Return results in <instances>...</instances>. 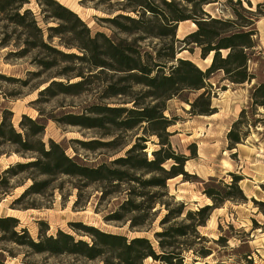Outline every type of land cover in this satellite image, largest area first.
I'll use <instances>...</instances> for the list:
<instances>
[{"label": "trees", "instance_id": "trees-1", "mask_svg": "<svg viewBox=\"0 0 264 264\" xmlns=\"http://www.w3.org/2000/svg\"><path fill=\"white\" fill-rule=\"evenodd\" d=\"M88 1H97L99 7L105 8L108 17L101 20L113 32L110 38L102 33L91 36L78 16L55 0H36L42 8V24L51 20L57 24L55 27L43 29L34 14L25 8L26 0H0V24L17 30L24 38L23 53L35 50L45 54L37 63L43 71H52L60 63L76 62L83 66L66 68L53 75L54 79H64L65 83L51 81L40 93L43 96H77L86 93L90 80L98 75L110 72L121 76L117 85L123 87L117 90L107 87L103 91L104 98H128L125 104H131V108L92 106L87 109V116L68 115L54 120L56 123L86 130L105 124L126 132L141 129L147 137L157 139L158 149L151 152L152 159L148 160L144 145L148 140L138 138L125 151L124 157L89 168L69 159L59 144L43 143L45 126L41 119L22 116L19 132L11 123L12 113L3 110L0 113V156L13 153L31 158L0 174V191L8 190L9 180L30 171L37 176L78 179L85 186L107 185L113 192L120 186H127L126 199L109 221L119 222L126 215H132L128 220L129 230H143L146 222L155 217L153 211L158 205L166 213L159 222L161 231L153 234L156 245L144 237L127 239L80 225L76 232L87 237L89 243L60 230L55 236H46V232L39 230L37 241H34L26 230H18L19 221L13 217H0V241L26 250L21 264H30L26 261L30 255L67 257L78 264H143L148 259L158 264H184V254H191L194 263L205 260L211 251L204 246L207 241L199 235L198 229L205 227L213 211L226 202H247L239 186L242 178L229 174L231 183L227 185L210 179L211 185H205L202 194L211 204L196 211H186L183 204L171 203L167 182L178 177L187 182L189 175L184 166L196 158V153L195 147H192L190 157L175 152L170 142L173 133H168L175 123L163 113L168 101L184 92H193L197 94L194 101H186L189 115L209 117L216 113L211 102L217 95V88L212 83L217 74L222 75V82L232 86L254 80L248 65L255 50V24L264 17V1L252 10L249 0H245L248 8L243 6L244 0H228L232 11L230 19L222 15L223 18H213L204 12V6L217 0H118L113 5L111 0ZM184 22L194 24L196 29L178 40L177 27ZM154 40L160 45L158 49L145 45ZM193 47L198 50L202 61L212 55L204 70L190 60L177 58L183 52L194 54ZM72 50L78 54L71 53ZM71 80L78 81L70 83ZM133 88L142 89L141 103L130 96ZM225 90V87L221 88V91ZM250 99L251 108L264 109V83L255 86ZM245 115L243 110L226 134L228 151L236 149L246 138L241 130L245 126ZM256 122L264 126V119ZM116 140L97 146L110 149ZM82 145L87 150L95 148V143ZM4 148L13 150L4 152ZM167 163H171L168 169L165 168ZM48 185V181L32 183L12 204H18L25 195L42 194ZM261 189L264 192V184ZM2 196L5 197L6 193ZM252 202L264 207L262 203ZM40 226L47 231L46 224ZM216 243L222 244L224 239L219 237ZM0 264H4L2 256Z\"/></svg>", "mask_w": 264, "mask_h": 264}, {"label": "rangeland", "instance_id": "rangeland-1", "mask_svg": "<svg viewBox=\"0 0 264 264\" xmlns=\"http://www.w3.org/2000/svg\"><path fill=\"white\" fill-rule=\"evenodd\" d=\"M26 9H29L38 19L39 25L55 27L54 21H48L46 25L41 22L40 10L42 9L36 0H26ZM60 5L72 11L90 30L91 36L95 33H102L111 37L113 32L101 19L108 17L104 12L105 8L99 7L97 1L88 0H55ZM118 0H111L113 5ZM228 0H217L216 3L204 6V12L213 18L232 17V11L227 4ZM234 2L236 0H233ZM264 0H251L252 10L255 5L263 3ZM248 8L246 1L242 2ZM223 17H222V16ZM190 23L182 25L181 32L177 35L178 40L184 35L195 31ZM257 35L254 38L255 50L249 62L248 68L254 75V84L264 83V17L255 24ZM24 38L17 30L6 28L0 24V113L7 110L12 113L11 123L15 130L20 131L19 122L22 116L31 120L41 119L45 126L42 141L47 145L48 141L59 144L65 151V155L76 163L93 168L101 164H108L115 159L124 157L127 151L138 138H147L146 154L148 160L152 159L151 152L158 149L155 137H147L141 129L133 131H122L108 124L104 127L91 130L82 129L76 126L58 124L54 120H61L65 116H87L86 111L92 106H124L131 108V104H125L128 98L105 99L104 89L114 87L116 90L123 87L117 85L121 76L106 73L98 75L90 80L88 90L77 96L49 97L40 93L51 81H63L54 79L55 74L66 68L83 67L79 63H60L52 71H43L38 66V61L44 59V53L27 50L23 44ZM56 42V40H55ZM54 42V43H55ZM149 47H160L157 41L146 43ZM194 48V47H193ZM22 53V54H21ZM71 53L78 54L75 50ZM199 52L194 48V54L181 53L177 58L190 60L200 69L204 70L208 65L207 61L199 58ZM221 78L214 77L213 85L216 86L214 97L219 102L222 112L215 117H194L189 115V105L197 97L193 92H184L166 103V111L163 113L167 119H173L175 125L168 129L173 133L170 142L175 152L190 157L192 147H195L196 158L190 160L184 171L189 175L187 182L182 177L167 182L171 203H179L185 206L186 211H196L211 202L203 196L204 186H209L210 179L217 183H231L229 174L242 178L239 186L247 198L246 203L235 204L226 202L221 208L213 211L205 227L199 228V235L206 239L204 243L211 251L210 257L205 260L193 262L191 254H184V264H264V207L254 205L253 201L264 204V192L261 186L264 184V126L256 121L264 119V109H255L248 106L249 92L252 87H244L245 93H233V88L226 94H221V88L229 85L222 82ZM78 80H71L74 83ZM239 90V89H236ZM142 89L133 88L130 96L141 103ZM241 95L243 99L238 96ZM213 99V98H212ZM238 102L247 110L245 115V126L241 129L246 134L242 145L236 151L225 150V135L230 129L233 120L234 109H237ZM125 104V105H124ZM89 117V116H88ZM93 116H90V118ZM113 148L97 146L107 144L116 139ZM248 138V139H247ZM95 143L94 150H87L82 144ZM11 148H4L3 151H12ZM235 150V149H234ZM2 150H0L1 152ZM31 157H20L11 153L10 156H0V174L17 163H25ZM171 163H167L168 169ZM48 181L47 189L40 195L28 194L21 201L13 205L32 183ZM127 186H120L112 190L107 185L94 184L85 186L78 179L68 177H45L37 176L30 171L25 175L9 180L8 190L0 191V217H13L19 221V228L27 231L28 235L37 241L39 230L46 232V236H55L57 231L70 234L75 239L90 242L87 237H82L77 229L78 226L93 227L101 232L125 236L127 239L144 237L149 239L153 245L156 242L153 234L160 232L159 222L166 211L158 205L155 210V217L146 222L143 230H129V219L126 218L117 222L109 221L112 215L119 212V208L126 199ZM6 193L3 197L2 194ZM14 215V216H10ZM41 223L47 225L45 231ZM222 237L224 243L217 244L216 241ZM198 246H196V249ZM158 252V251H157ZM26 250L19 248L6 241H0V256L4 258V264H21ZM30 264H78L76 261L67 258H50L46 255H30L26 259ZM86 264H100L86 263ZM143 264H158L152 260H146Z\"/></svg>", "mask_w": 264, "mask_h": 264}, {"label": "crops", "instance_id": "crops-1", "mask_svg": "<svg viewBox=\"0 0 264 264\" xmlns=\"http://www.w3.org/2000/svg\"><path fill=\"white\" fill-rule=\"evenodd\" d=\"M249 1H251V0H249ZM184 23H190V22H184ZM180 24H182V23H180ZM191 24V23H190ZM193 32V31H192ZM191 33V32H190ZM190 33H187L186 35H188V34H190ZM186 35H184V37L186 36ZM184 37H182V38H184ZM178 38V37H177ZM179 40H181V39H179ZM184 53V52H183ZM210 57H212V55L211 56H209L208 58H207V60L210 58ZM206 60V61H207ZM210 62H211V60H210ZM210 62L208 63V65L207 66H209V64H210ZM206 66V67H207ZM249 69V68H248ZM250 72V71H249ZM253 75V74H252ZM254 76V75H253ZM215 77H218V78H221L222 77V75L221 74H217ZM254 81H255V78H254V80H252L251 81V83H247V84H243V85H239V86H232V85H224V87H225V91H222L221 92V94H226L228 91H231L230 90V87H234L233 88V93H239V92H241V93H245L242 89L244 88V87H252V89L250 90V92H249V100H248V106H250L251 107V99H250V95H251V92L253 91V89L255 88V86H257V85H255L254 84ZM259 85V84H258ZM236 89H239V90H236ZM232 92V91H231ZM219 95L217 94V97H218ZM240 99H243V98H241L242 96L241 95H239L238 96ZM213 101H215V102H219L217 99H212V102H211V105H212V108H215L216 109V113L215 114H213V115H211V116H209V117H206V118H212V117H215L218 113H221L222 112V108L219 106V105H214V103H213ZM239 103V105H237V109H234V114H235V116H233V117H235V118H233V120L231 121V125L234 123V122H236L237 120H238V117H239V115H240V113L243 111V110H247V108H245V107H243L242 105H241V102H238ZM231 125H230V127H231ZM173 127V126H172ZM228 132V131H227ZM227 134V133H226ZM248 139V138H247ZM225 141H226V145H225V150L227 151V139H226V135H225ZM237 147H244L242 144H240V145H237ZM237 149H235V150H232V151H236ZM227 152H229V151H227ZM189 162V161H188ZM188 162H186L185 163V165L188 163ZM17 219V218H16Z\"/></svg>", "mask_w": 264, "mask_h": 264}, {"label": "bare ground", "instance_id": "bare-ground-1", "mask_svg": "<svg viewBox=\"0 0 264 264\" xmlns=\"http://www.w3.org/2000/svg\"><path fill=\"white\" fill-rule=\"evenodd\" d=\"M183 24H185V23H182V24H179L178 25V27H177V35L181 32V30H182V25ZM190 26L191 27H194L195 28V26H194V24H190ZM178 37V36H177ZM211 56V55H210ZM210 60H211V57L208 59V63L210 62ZM179 178V177H178ZM10 216H14V215H10ZM148 260H150V259H148Z\"/></svg>", "mask_w": 264, "mask_h": 264}]
</instances>
